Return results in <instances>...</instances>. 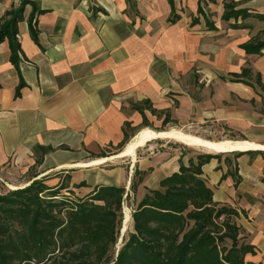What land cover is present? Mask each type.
<instances>
[{
	"label": "crops",
	"instance_id": "crops-1",
	"mask_svg": "<svg viewBox=\"0 0 264 264\" xmlns=\"http://www.w3.org/2000/svg\"><path fill=\"white\" fill-rule=\"evenodd\" d=\"M24 1L0 0V19ZM31 1L40 11L33 14L27 5L18 23V68L9 40L0 43V170L31 174L21 188L45 179L51 188L66 183L81 198L97 187L126 186L135 208L146 188L158 189L198 156L167 149L131 160L127 171L103 169L110 158L99 155L124 141L125 125L142 124L136 107L150 123L165 116H153L146 102L169 111L172 120L175 115L214 122L231 140L223 142L224 154L210 153L215 158L203 166V178L214 201L238 213L241 239L256 251L245 260L264 264V89L256 83L259 74L264 86V50L258 55L242 48L264 41V21L240 19L243 27L231 28L236 20H222L223 3L231 0H173L181 15L173 26L169 0ZM233 1L252 15H264V0ZM200 3L215 30L198 14ZM205 6L216 12L215 19ZM195 17L200 21L193 25ZM247 67L254 87L232 80ZM159 135L142 139L139 148L169 138ZM223 143L212 144L217 147L210 152ZM39 148L53 151L42 156ZM38 159L42 164L35 167ZM136 170L149 174L135 195L130 188Z\"/></svg>",
	"mask_w": 264,
	"mask_h": 264
},
{
	"label": "trees",
	"instance_id": "trees-1",
	"mask_svg": "<svg viewBox=\"0 0 264 264\" xmlns=\"http://www.w3.org/2000/svg\"><path fill=\"white\" fill-rule=\"evenodd\" d=\"M206 1L216 4L218 0ZM169 2L172 10L169 23L173 26L181 20V15L174 1ZM27 5H32L33 14L40 11L33 1L26 0L0 19V43L9 40L11 62L16 68L21 51L17 26L24 20ZM223 5L222 20H236L231 28H242L237 23L240 19L264 21V15H252L246 9H239V2L224 1ZM198 11L205 17L209 29L215 30L202 3ZM199 21L195 17L192 24ZM242 48L248 54L260 55L264 41L253 40ZM242 71L231 75L232 80L254 87L250 82L252 70L247 67ZM256 83L264 89L259 74ZM144 106L153 116H165L163 126L173 123L169 111L154 110L150 102ZM136 110L140 111L143 122L134 129L130 123L125 125L124 141L116 147L119 151L130 143L131 131L151 127L144 109L136 107ZM38 151L44 156L53 149L39 148ZM107 156L103 152L99 158ZM213 158L210 154H200L189 166L182 165L181 172L162 180L158 189L146 188L143 200L133 208L135 229L124 239L118 256L116 246L124 206L131 198L126 186L97 187L81 198L69 190L66 183L51 188L45 179H37L25 188L0 195V264H256L245 260L256 251L241 239V228L234 221L238 213L215 202L214 192L203 178L202 168ZM41 164L42 159H38L35 167ZM148 174L135 171L130 188L133 194L138 193ZM65 190L68 194H64Z\"/></svg>",
	"mask_w": 264,
	"mask_h": 264
},
{
	"label": "rangeland",
	"instance_id": "rangeland-1",
	"mask_svg": "<svg viewBox=\"0 0 264 264\" xmlns=\"http://www.w3.org/2000/svg\"><path fill=\"white\" fill-rule=\"evenodd\" d=\"M184 6L182 4V12H185ZM207 13L210 15L211 20L215 19V13L212 12L213 10H208L205 6ZM199 87L201 90L205 87V83L202 82ZM173 123H170L166 126H163V120L153 119L151 122V127L143 128L138 131L132 132V139L130 143L121 151L117 149L109 150V155L107 156L110 158L102 164L101 167L103 169H113V168H123L126 171L129 169L131 165V160L134 162L139 158H143L148 155H155L159 152H162L167 149H180L186 155L196 157L199 154H210V153H220L224 154L228 148L223 146L218 148L214 152H210L209 150L200 146L202 143L205 142L209 144H219L223 143L225 140H231L227 131L225 132L222 125H216V123L212 122H199L195 121L191 118H186V121L177 120L175 115H173ZM159 135L158 137H165L164 135L168 136L169 138H160L151 140L144 147L128 149L130 146L142 141V139L146 138L149 135ZM228 136V137H227ZM200 144V145H199ZM0 177L6 182L8 185L12 187H23L27 185L30 181L31 174H27L21 171H15L14 173H7L3 169L0 170ZM143 191L138 198H141L143 195ZM134 196H131V200H128L124 206L125 210H129L130 213L133 212L134 208ZM133 214V213H132ZM131 214V216H132ZM133 224L130 222V214H128V221L126 223L123 222L121 234L119 237V243L116 246V252L122 247L124 239L128 236L129 233L133 231Z\"/></svg>",
	"mask_w": 264,
	"mask_h": 264
},
{
	"label": "bare ground",
	"instance_id": "bare-ground-1",
	"mask_svg": "<svg viewBox=\"0 0 264 264\" xmlns=\"http://www.w3.org/2000/svg\"><path fill=\"white\" fill-rule=\"evenodd\" d=\"M199 143H202L201 145L200 144L199 145L202 146L203 148L209 150V151H213L217 147L215 145H212V144H209V143H205V142H199ZM138 144H139V142L134 144V145H132V146H130L128 149H133V148L137 147ZM223 145H224V143L218 145V147L219 146H223ZM128 214H130V222L132 221V216H131L132 213H130L129 210H125L124 219H123L124 223H126L128 221Z\"/></svg>",
	"mask_w": 264,
	"mask_h": 264
},
{
	"label": "built area",
	"instance_id": "built-area-1",
	"mask_svg": "<svg viewBox=\"0 0 264 264\" xmlns=\"http://www.w3.org/2000/svg\"><path fill=\"white\" fill-rule=\"evenodd\" d=\"M18 189H22L21 187H12L11 185H8L6 182L3 181V179L0 177V195H6L9 191H15ZM220 222H223V218L219 219Z\"/></svg>",
	"mask_w": 264,
	"mask_h": 264
},
{
	"label": "water",
	"instance_id": "water-1",
	"mask_svg": "<svg viewBox=\"0 0 264 264\" xmlns=\"http://www.w3.org/2000/svg\"><path fill=\"white\" fill-rule=\"evenodd\" d=\"M123 214H125V212H124V211H123ZM119 250H120V249H119ZM119 250H118V252H117V256H118Z\"/></svg>",
	"mask_w": 264,
	"mask_h": 264
}]
</instances>
